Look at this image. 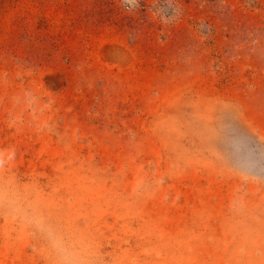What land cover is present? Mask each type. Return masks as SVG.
<instances>
[{
    "label": "rangeland",
    "instance_id": "1",
    "mask_svg": "<svg viewBox=\"0 0 264 264\" xmlns=\"http://www.w3.org/2000/svg\"><path fill=\"white\" fill-rule=\"evenodd\" d=\"M0 264H264V0H0Z\"/></svg>",
    "mask_w": 264,
    "mask_h": 264
}]
</instances>
